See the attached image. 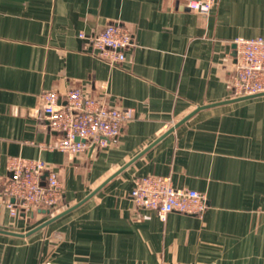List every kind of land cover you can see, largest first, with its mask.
I'll use <instances>...</instances> for the list:
<instances>
[{
	"label": "crops",
	"instance_id": "crops-1",
	"mask_svg": "<svg viewBox=\"0 0 264 264\" xmlns=\"http://www.w3.org/2000/svg\"><path fill=\"white\" fill-rule=\"evenodd\" d=\"M187 2L0 0V264H264V96L197 112L40 229L198 107L235 98L236 41L264 37V0H218L209 15ZM109 25L133 35L117 67L79 36ZM73 88L132 111L116 143L76 156L43 148L61 134L33 116L40 96ZM17 156L59 175L57 208L11 215L3 188ZM148 175L205 193L208 210L162 219L138 207L132 191Z\"/></svg>",
	"mask_w": 264,
	"mask_h": 264
},
{
	"label": "built area",
	"instance_id": "built-area-1",
	"mask_svg": "<svg viewBox=\"0 0 264 264\" xmlns=\"http://www.w3.org/2000/svg\"><path fill=\"white\" fill-rule=\"evenodd\" d=\"M217 3L218 0H188L187 7L209 15ZM79 36L94 48L96 57L115 67L127 60L126 51L133 45L132 33L122 25H109L98 33ZM236 45L234 96L264 93V37L238 39ZM40 101L33 116L44 118L51 131L61 134L57 143L43 148L71 156L116 143L123 126L133 117L131 110L110 107L79 88L70 89L65 95L44 91ZM7 169L9 176L3 195L12 216L30 213L39 207L55 209L62 203V182L45 161L10 157ZM132 198L138 207L156 211L162 219L173 212L202 216L209 208L205 193L177 188L169 176L138 178Z\"/></svg>",
	"mask_w": 264,
	"mask_h": 264
},
{
	"label": "water",
	"instance_id": "water-1",
	"mask_svg": "<svg viewBox=\"0 0 264 264\" xmlns=\"http://www.w3.org/2000/svg\"><path fill=\"white\" fill-rule=\"evenodd\" d=\"M237 47V45H236ZM235 57L237 59V51L235 53ZM264 96V93H260L257 95H250V96H240V97H235L232 98L228 101H224L223 103H219V104H215V105H208V106H201L198 107L194 112H192L191 114H189L188 116H186L184 119H182V121H180L177 125H175V127H172L169 131H167L164 135H162L161 137H159L152 145H150L149 147H147L144 151H142L135 159H133L132 161H130L128 164H126L122 169H120L117 173H115L112 177H110L105 183H103L99 188H97L93 193H91L85 200H83L82 202H80L79 204L63 211L62 213L58 214L57 216H55L53 219H51L49 222L45 223L41 228L47 226L49 223H51L52 221L72 212L73 210L77 209L78 207H80L82 204H84L86 201H88L90 198H92L104 185H106L109 181H111L113 178L117 177L118 175H120L125 169L129 168L137 159H139L141 156H143L149 149H151L152 147H154L156 144H158L160 141H162L166 136H168L170 133H172L177 127H179L180 125H182L183 123H185L186 121H188L194 114H196L197 112L206 109V108H210V107H214L220 104H226V103H232L235 101H241V100H247V99H252V98H256V97H261ZM38 230V229H37ZM2 232V231H1ZM35 232V231H33ZM7 234H12L15 236H23V235H18L15 233H9V232H4ZM32 233V232H31ZM30 233V234H31Z\"/></svg>",
	"mask_w": 264,
	"mask_h": 264
}]
</instances>
